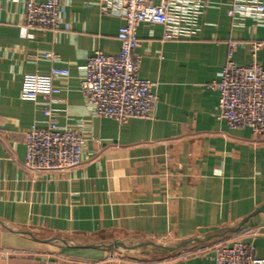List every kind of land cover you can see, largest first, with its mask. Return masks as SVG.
Wrapping results in <instances>:
<instances>
[{"label": "crops", "instance_id": "crops-1", "mask_svg": "<svg viewBox=\"0 0 264 264\" xmlns=\"http://www.w3.org/2000/svg\"><path fill=\"white\" fill-rule=\"evenodd\" d=\"M204 1L172 0L176 39H163V25L138 27L139 75L155 83L157 100L150 119L120 124L92 115L80 81L96 50L119 53L122 1L60 0L54 33L25 27L27 0H0V264H148L111 260L114 250L86 245L179 243L219 231L230 234L224 242L241 238L264 258V211L254 214L264 205V136L220 119L211 86L230 41L247 44L234 54L237 65L252 62L250 43L264 39V19L229 16L230 0ZM47 52L71 69L56 82L53 116L85 138L82 165L61 173L24 165V133L45 127L46 117L42 99L20 93L26 74L49 73ZM257 62L264 68V49ZM218 244L190 246L157 264H212Z\"/></svg>", "mask_w": 264, "mask_h": 264}, {"label": "built area", "instance_id": "built-area-1", "mask_svg": "<svg viewBox=\"0 0 264 264\" xmlns=\"http://www.w3.org/2000/svg\"><path fill=\"white\" fill-rule=\"evenodd\" d=\"M124 23L117 38L120 41L118 54H106L96 50L83 67L80 89L91 113L97 117L111 118L120 124L132 118L150 119L156 103L155 83L139 75L142 57L137 52L138 27L142 23L164 26L163 39H176L179 21L172 15V0H121ZM205 0L204 3H212ZM229 16L237 12L253 19H264V0H230ZM264 26V22H259ZM25 27L42 32L61 31L60 0H27ZM245 41L229 43L228 59L212 87L219 92L220 119H225L232 128L248 127L257 136H264V68L257 62L259 51L264 49V39L251 42L253 60L239 66L233 57ZM45 58L53 64L47 74H26L21 98L37 101L42 99V112L46 125H32L24 133L26 156L24 165L38 173H61L79 168L83 163L85 138L73 129L62 128L52 113V104L59 93L57 80L67 79L69 66L61 65V58L47 52ZM212 264H264V258L256 256V247L235 238L214 247ZM116 260L115 255L110 256Z\"/></svg>", "mask_w": 264, "mask_h": 264}, {"label": "water", "instance_id": "water-1", "mask_svg": "<svg viewBox=\"0 0 264 264\" xmlns=\"http://www.w3.org/2000/svg\"><path fill=\"white\" fill-rule=\"evenodd\" d=\"M263 211H264V205L259 207L255 211L254 214H257V213H260ZM253 215H250L249 217H247V219L244 222H246ZM236 229H237V227L234 228L233 231H235ZM225 233H228V231ZM219 237L220 238L224 237V232L223 233L216 232V233H212V234H209L206 236L196 237L193 239L181 241L177 245H174V246L159 245V244H155V243L150 242V241L127 244L126 242H124L122 240H115L114 242L108 243V244L107 243H90V244H87L86 247H99V248H103V249H106L109 251H113L116 249H126V250L131 251V250H136L139 248H150L153 250H160L164 253L172 254V253H175V252L180 251L182 249L188 248L190 246L203 244V243L209 242V241L216 239V238H219Z\"/></svg>", "mask_w": 264, "mask_h": 264}, {"label": "rangeland", "instance_id": "rangeland-1", "mask_svg": "<svg viewBox=\"0 0 264 264\" xmlns=\"http://www.w3.org/2000/svg\"><path fill=\"white\" fill-rule=\"evenodd\" d=\"M219 233H223V231H219ZM230 238V234L224 233V237L213 239L207 243L210 246L214 244H218L219 242H224ZM146 241L153 242L159 245H166V246H174L177 245L178 242H170L168 239H149ZM146 241H138L134 243L146 242ZM131 244V243H128ZM115 254L116 260H125L129 262H138V263H159L165 259H168L170 256L175 255L174 253L168 254L164 253L160 250H153L150 248H139L136 250H126V249H117L113 251ZM177 253V252H175Z\"/></svg>", "mask_w": 264, "mask_h": 264}]
</instances>
